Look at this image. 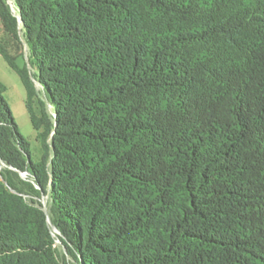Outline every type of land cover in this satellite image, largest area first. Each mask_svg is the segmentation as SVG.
Instances as JSON below:
<instances>
[{
  "label": "trees",
  "instance_id": "obj_1",
  "mask_svg": "<svg viewBox=\"0 0 264 264\" xmlns=\"http://www.w3.org/2000/svg\"><path fill=\"white\" fill-rule=\"evenodd\" d=\"M12 3L0 264H264V0Z\"/></svg>",
  "mask_w": 264,
  "mask_h": 264
},
{
  "label": "rangeland",
  "instance_id": "obj_2",
  "mask_svg": "<svg viewBox=\"0 0 264 264\" xmlns=\"http://www.w3.org/2000/svg\"><path fill=\"white\" fill-rule=\"evenodd\" d=\"M11 9L15 13V7L12 0H8ZM23 41V36L21 34ZM0 48L6 51L17 64L26 63L29 67L28 56L29 52L27 46L13 40L4 30L0 20ZM0 81L5 85L6 91L4 97L6 98L13 118L17 124L19 132L29 142L32 158L38 160L41 155L40 142L36 138L35 131L30 123L29 116L25 106V90L20 81L18 74L8 65L6 60L0 53ZM20 177L26 178V173L21 172ZM40 200L46 202V197L41 196ZM55 234H59L58 230L53 229ZM56 245L59 246V241L56 239Z\"/></svg>",
  "mask_w": 264,
  "mask_h": 264
},
{
  "label": "water",
  "instance_id": "obj_3",
  "mask_svg": "<svg viewBox=\"0 0 264 264\" xmlns=\"http://www.w3.org/2000/svg\"><path fill=\"white\" fill-rule=\"evenodd\" d=\"M41 202H42V205H43V209L46 210V208H45V202L43 200H41ZM54 229H56V228H54Z\"/></svg>",
  "mask_w": 264,
  "mask_h": 264
}]
</instances>
